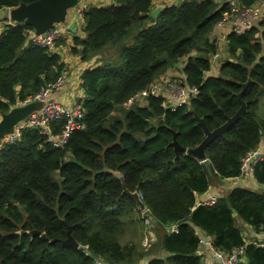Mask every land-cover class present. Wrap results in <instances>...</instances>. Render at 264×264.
<instances>
[{
  "label": "trees",
  "instance_id": "obj_1",
  "mask_svg": "<svg viewBox=\"0 0 264 264\" xmlns=\"http://www.w3.org/2000/svg\"><path fill=\"white\" fill-rule=\"evenodd\" d=\"M36 0H0V9ZM113 0L82 11V35L73 36L82 61L103 62L81 75L84 96L81 128L62 147H53L38 128H26L0 148V264H201L199 233L213 238V248L229 254L244 249L247 264H264V247L245 242L236 220L264 235V192L234 188L213 205H198L213 178L240 176L241 159L264 143L258 99L264 94V20L242 36L227 37L229 59L207 76L217 45L210 34L227 10L226 0ZM249 6L259 0H239ZM28 26L12 23L0 33V112L34 97L63 72L56 52L26 42ZM164 57V58H163ZM187 87L198 94L190 107L212 131L235 114L241 83L247 111L222 137L210 143L206 160L175 154L168 144L176 134L193 148L203 129L188 105L174 110L162 99H129L178 62ZM65 121L50 125L52 134ZM138 192L157 234L149 250L141 237L142 211L123 193ZM264 186V159L252 171ZM168 227H173L171 230ZM78 248L62 243L67 229ZM133 228L132 235L128 230ZM31 232H39L32 235ZM86 250L94 255L93 259Z\"/></svg>",
  "mask_w": 264,
  "mask_h": 264
},
{
  "label": "built area",
  "instance_id": "obj_2",
  "mask_svg": "<svg viewBox=\"0 0 264 264\" xmlns=\"http://www.w3.org/2000/svg\"><path fill=\"white\" fill-rule=\"evenodd\" d=\"M226 4L227 10L223 13L222 19L217 26L230 25L231 33L236 36H242L247 30L264 20V0H259L249 6L242 4L239 0H226ZM9 9L6 8V14H8ZM24 34L29 42L41 46L47 49V51L55 52L57 43L65 38L69 32L67 31V25L57 23L46 31L44 35L36 34L32 28L24 29ZM217 59L219 60L218 53L213 56L212 65ZM181 62H184V60ZM65 79L66 76H59L53 84L47 85L34 97L20 104L25 105L31 102H39L40 108L19 122L13 132L2 139L0 148L4 143L15 141L20 136L21 131L26 128L40 129V133L46 136V141L53 147L58 148L66 144L71 132L82 126L83 109L79 103V100L82 98L76 97L70 105L68 102L64 103L58 100L48 99V96L53 91L59 90L64 85ZM197 94V88L187 87L185 80L180 77L174 68H171V70L152 82L146 89L137 92L131 97L126 106L131 104L133 100H142L151 96L155 99L161 98L164 108L174 110L178 105H187L190 98ZM59 120L65 121L64 127L60 133L52 134L50 125L52 122ZM263 159L264 152L260 151L259 147L245 155L241 159L239 177L252 174L254 165ZM216 201L217 199L215 198H209L199 201L198 205H213ZM257 245L264 247L262 243H258ZM211 246L213 248L212 243ZM213 251L215 260L211 264H241L244 259V249L242 247L233 249L229 254H224L214 248Z\"/></svg>",
  "mask_w": 264,
  "mask_h": 264
},
{
  "label": "crops",
  "instance_id": "obj_3",
  "mask_svg": "<svg viewBox=\"0 0 264 264\" xmlns=\"http://www.w3.org/2000/svg\"><path fill=\"white\" fill-rule=\"evenodd\" d=\"M183 0H158L155 1V9L161 8L163 5H167L170 3H179ZM113 3V0H82L80 4L77 5L74 9L69 11V22L75 21L76 22V32L69 33L65 38L60 40L55 47V52L60 56L61 62L63 64V72L61 76H66L64 85L56 91H53L49 96L48 99L58 100L60 102H68V104H72L75 98H83L84 92L82 88V80L81 75L84 70L95 67L96 65L102 63L103 58L101 56L92 57L86 61H82L80 55L77 53H72V48H76V50H80L79 46H75L73 42V36L75 35H82V29L84 27V21L82 19V11L85 10L87 7H98V6H105L110 5ZM8 14H6V9H0V33L4 31L7 25L15 23L13 21L8 20ZM231 26L224 25V26H216L210 34V41H213L215 45H217L218 49L223 47L220 51L224 54L227 53V37L231 35ZM26 42L29 43L28 39L26 38ZM228 53L225 55L223 59H217L214 61L211 69L206 75L211 76L218 73V68L220 64L229 59L227 57ZM221 60V61H220ZM219 61V62H218ZM184 62L178 61L174 67L175 71L180 75L181 78L185 80V76L183 75L182 68ZM215 68V69H214ZM21 104V103H20ZM20 104L15 105L20 106ZM13 108V107H12ZM1 115V112H0ZM260 151L264 152V143L262 142L259 145ZM245 188L251 191H263L264 186L259 185L256 180L254 179L252 174L247 176L235 177V178H228V179H218L213 178L211 180V184L207 190V192L203 195H200L198 201L206 200L209 198L218 199L221 196L227 194V192L234 188ZM237 226L240 228L242 236L247 243H255L262 242L260 239H263L264 235H257L254 233L253 229L242 222L240 219L236 220ZM149 244L154 242L155 235L157 234L155 228L149 224ZM173 230V227H168ZM156 232V233H153ZM200 237V245L198 248V255L201 259V264H211L215 260V254L211 243H213V238L207 236L203 233H199ZM264 244V243H262ZM147 260H142L139 264H146ZM241 264H247L246 259L244 258Z\"/></svg>",
  "mask_w": 264,
  "mask_h": 264
},
{
  "label": "water",
  "instance_id": "obj_4",
  "mask_svg": "<svg viewBox=\"0 0 264 264\" xmlns=\"http://www.w3.org/2000/svg\"><path fill=\"white\" fill-rule=\"evenodd\" d=\"M81 1L82 0H36L29 4L22 3L15 8L9 9L8 18L15 23L22 24L34 29L36 34L40 35H44L46 31H48L53 27V25L57 23L67 25V31L74 34L76 32V22L73 20L69 22V11L77 7V5L81 3ZM160 10L161 8L152 10L150 12L151 17H156ZM251 82L252 81L248 79L246 82L240 84L241 89L236 95L240 106L235 114L230 118H227L221 126L212 131H209L207 129L203 119L199 118L195 114L193 109L190 107V102H187V105L189 106V112L192 113L194 120L204 131V138L197 146L193 148H185L179 144V142L176 140V134L172 132L173 139L168 144V147H171L173 149L175 158L179 153H185L187 155L195 157L200 162H204L206 160V147L217 138L222 137L223 134L246 113L247 106L241 98ZM39 108V102H31L25 105L13 107L6 113H1L0 142L6 135L13 132L14 128L19 122L26 119L32 112L37 111ZM110 172L115 178L120 181L123 193L127 194L136 202L140 211H145V205L140 200L138 192H129L127 190L122 174L117 171ZM31 234L39 235L40 233L31 232ZM62 243L78 248V244L70 235L69 228L67 229L66 239L63 240ZM86 253L93 259H96V257L94 255H91L89 251L86 250Z\"/></svg>",
  "mask_w": 264,
  "mask_h": 264
},
{
  "label": "rangeland",
  "instance_id": "obj_5",
  "mask_svg": "<svg viewBox=\"0 0 264 264\" xmlns=\"http://www.w3.org/2000/svg\"><path fill=\"white\" fill-rule=\"evenodd\" d=\"M223 47H220V49H217V53L219 54V59H223L225 58L223 57V53L220 51ZM228 57V55H227ZM221 61V60H220ZM215 69V68H214ZM218 70V69H217ZM258 116L260 117L261 120L264 121V94L258 99ZM146 211H142V213L140 214V219L143 221V223H141L142 225L139 226L138 224H135L134 227H137L139 230V233L141 234V237L138 239L137 238H133L132 240L134 242H138V240L141 242V245L145 248L144 250H149V220L146 217ZM134 231L133 228H130L128 230L129 234L126 235V239H128L129 235H132V232ZM153 233H156L153 231ZM148 259V258H147ZM145 259V260H147ZM139 264V263H138Z\"/></svg>",
  "mask_w": 264,
  "mask_h": 264
}]
</instances>
